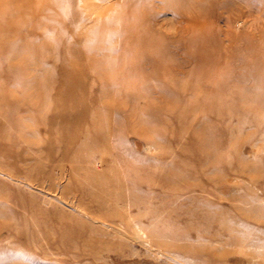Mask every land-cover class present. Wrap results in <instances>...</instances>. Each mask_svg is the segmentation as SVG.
I'll return each instance as SVG.
<instances>
[{"label":"rangeland","instance_id":"1","mask_svg":"<svg viewBox=\"0 0 264 264\" xmlns=\"http://www.w3.org/2000/svg\"><path fill=\"white\" fill-rule=\"evenodd\" d=\"M50 1L0 0V264H264V0Z\"/></svg>","mask_w":264,"mask_h":264},{"label":"bare ground","instance_id":"2","mask_svg":"<svg viewBox=\"0 0 264 264\" xmlns=\"http://www.w3.org/2000/svg\"><path fill=\"white\" fill-rule=\"evenodd\" d=\"M74 1L75 0H51L50 2H48L49 6H47V7H50L51 9L53 8L54 10H56L55 8L60 9V7H62V8L63 7H72V6H74V3H73ZM102 1L103 0H92V3H91L92 5H90L89 8H95L97 6L96 4H98V3L102 2ZM146 1H147V3H149L150 0H146ZM228 1L229 0H224L223 1L224 5H227V2ZM203 2H204V0H162L161 1V4L164 5V6H168V5L171 6V4H173V5L175 4V5H177V7H183V9L186 8V7L195 6L198 10H202L203 9V7H202ZM11 3H12V1L9 2L8 4L7 3L5 4V2H4L3 5H9V4L11 5ZM87 6H88V3H87ZM195 7H193V8H195ZM24 8H25V6H24ZM14 15L17 16L16 13H14L12 11H9V10L7 12H4V11L0 12V24H8V25H10V23H13V21L15 19L14 18ZM18 17L23 18L21 15L20 16H17V18ZM139 23H143V22L142 21H137V24H139ZM95 24H96V26L99 25V27H102V29H103V26L105 28L107 27L106 24L102 21V19H98ZM136 28H137V25H136ZM99 30L101 31V28ZM150 31H151L150 28L148 29V28H146L144 26L141 29V32H144L143 33L144 35L139 36V38H141L143 40H148L149 39L148 38V35H150V33H151ZM87 32H89L88 35H90V34L93 33L91 30H87ZM39 54H41V52Z\"/></svg>","mask_w":264,"mask_h":264}]
</instances>
